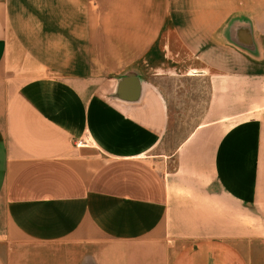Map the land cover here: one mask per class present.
Returning <instances> with one entry per match:
<instances>
[{
	"label": "crops",
	"instance_id": "obj_1",
	"mask_svg": "<svg viewBox=\"0 0 264 264\" xmlns=\"http://www.w3.org/2000/svg\"><path fill=\"white\" fill-rule=\"evenodd\" d=\"M64 2L38 6L69 14L34 50L0 0V264H264V20L228 7L240 63L167 151L173 104L141 60L172 0Z\"/></svg>",
	"mask_w": 264,
	"mask_h": 264
},
{
	"label": "rangeland",
	"instance_id": "obj_2",
	"mask_svg": "<svg viewBox=\"0 0 264 264\" xmlns=\"http://www.w3.org/2000/svg\"><path fill=\"white\" fill-rule=\"evenodd\" d=\"M242 1H246V7L250 9L247 11L259 20H264V0ZM44 2L45 0H10L12 15L16 21V30L13 32L26 36L30 44L28 46H32L34 50L41 49L42 45H53L52 37L46 36L41 30L42 21H49L48 18L54 13L58 18H66L69 14L67 9H39L38 6H42ZM62 3H65L64 0ZM243 3L240 4L238 0H172V20L160 35L153 54L146 60H141L142 68L146 69L148 75L153 74V77L160 80L173 104L174 113L164 142L167 151L174 149L201 121L206 112L211 93L209 74L218 70H229L240 63V55L233 49L232 44H228L224 39H228L225 25L228 17L244 12L242 8L228 7L241 6ZM216 5H221V9H212ZM50 14L52 15L48 17ZM220 20L222 24L218 27ZM214 34L216 42L213 41ZM219 38L221 48H218ZM29 65L38 63L31 59ZM195 66L207 67L206 74H186L195 73L192 69ZM155 72L159 74L155 76ZM173 163L174 160L170 166H173ZM253 256L264 261V242L254 243Z\"/></svg>",
	"mask_w": 264,
	"mask_h": 264
}]
</instances>
